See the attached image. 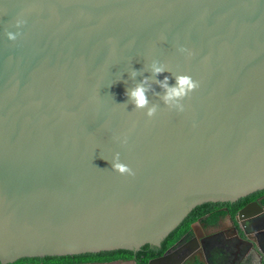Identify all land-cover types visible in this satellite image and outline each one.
Masks as SVG:
<instances>
[{
    "label": "water",
    "instance_id": "1",
    "mask_svg": "<svg viewBox=\"0 0 264 264\" xmlns=\"http://www.w3.org/2000/svg\"><path fill=\"white\" fill-rule=\"evenodd\" d=\"M152 60L200 82L183 112L124 105ZM263 188L264 0H0V264L159 246L196 205Z\"/></svg>",
    "mask_w": 264,
    "mask_h": 264
},
{
    "label": "trees",
    "instance_id": "2",
    "mask_svg": "<svg viewBox=\"0 0 264 264\" xmlns=\"http://www.w3.org/2000/svg\"><path fill=\"white\" fill-rule=\"evenodd\" d=\"M262 196L260 204L264 206V188L254 191L248 195L239 197L235 201L226 202H204L196 205L185 218L174 228L167 236H165L159 246L144 244L138 250L115 249L99 252H88L74 255L64 256H44V257H30L20 258L8 264H23L24 262H44V263H72V262H103L110 261L118 258H133L137 264H146L150 258L162 255L166 250L174 247L175 243L187 235L191 229V224L199 218H205V221L213 223L218 217L223 215L225 211L222 207L226 208V212L234 218L237 212L243 208L247 203L257 200ZM202 264V263H199Z\"/></svg>",
    "mask_w": 264,
    "mask_h": 264
},
{
    "label": "clouds",
    "instance_id": "3",
    "mask_svg": "<svg viewBox=\"0 0 264 264\" xmlns=\"http://www.w3.org/2000/svg\"><path fill=\"white\" fill-rule=\"evenodd\" d=\"M23 21H17V27L22 24ZM9 40H15L19 35V32H7L6 33ZM178 51L180 53H187V58H191L193 53L185 47H179ZM147 71L151 73L150 76H144L140 81H136V77L143 76V71H137L131 69L128 72L129 78L135 83L126 90L125 95L128 97V100L124 105L127 107V104L130 103L134 105L135 110H146L145 115L151 119L153 118L159 107L160 103H153L149 99L148 93H152L159 97L160 102L169 109H176L179 112L184 111V101L186 98L190 97V94L196 91L200 87V82L194 80L190 75L187 74H172L175 78V84L173 86L169 85V77L165 76L163 80L157 79V77L164 73L168 72V68L164 63L159 60H152L151 63L147 66ZM153 84L158 85L161 92H156L153 88ZM120 143L126 144L127 139L124 138L120 140ZM109 162V161H108ZM111 169L118 172L121 175H134L133 170L121 162L120 153L116 152L113 155L112 160L109 162Z\"/></svg>",
    "mask_w": 264,
    "mask_h": 264
},
{
    "label": "flooded vegetation",
    "instance_id": "4",
    "mask_svg": "<svg viewBox=\"0 0 264 264\" xmlns=\"http://www.w3.org/2000/svg\"><path fill=\"white\" fill-rule=\"evenodd\" d=\"M262 199V196L257 198L258 203ZM252 204V203H251ZM259 205L263 209L261 213L255 215L254 217H250L249 219L243 221L242 220V228L247 231L245 235L242 233L236 234L235 228L232 225L227 229L228 233L231 234V241L227 242L225 246L229 243L232 247V250H229L231 256L226 254L218 255V259L215 261V264H264V206L260 203ZM225 211L223 214L227 217L230 222V215L226 212V208L222 207ZM222 215V216H223ZM230 216V217H229ZM236 216V215H235ZM234 216V217H235ZM197 221H202V219H198ZM191 229L187 235L182 236L174 245V247L169 250H177V254H175L173 259H181L179 264H199L202 260L201 249H196L195 242V233ZM232 223V222H231ZM229 238V239H230ZM202 246H205V243H202ZM225 246L223 247L224 249ZM23 264H137L133 258H118L110 261L103 262H72V263H32V262H24Z\"/></svg>",
    "mask_w": 264,
    "mask_h": 264
},
{
    "label": "crops",
    "instance_id": "5",
    "mask_svg": "<svg viewBox=\"0 0 264 264\" xmlns=\"http://www.w3.org/2000/svg\"><path fill=\"white\" fill-rule=\"evenodd\" d=\"M263 211L262 208H259L254 203L247 206L242 217L239 221H231L224 215L218 217L213 223H210L208 220L205 221V218L202 221H197L193 224L192 230L195 233V242L196 249H201L202 264H215V261L218 259V255L226 254L231 256L229 250H232L230 243L225 246V244L231 241V234L228 233L227 229L232 225L237 228H242V220L245 221L250 217H254ZM230 238V239H229ZM202 243H205V246H202ZM225 246L226 249L223 247Z\"/></svg>",
    "mask_w": 264,
    "mask_h": 264
}]
</instances>
